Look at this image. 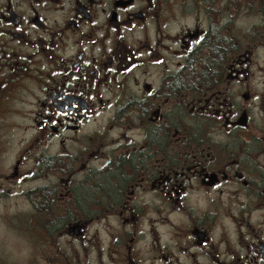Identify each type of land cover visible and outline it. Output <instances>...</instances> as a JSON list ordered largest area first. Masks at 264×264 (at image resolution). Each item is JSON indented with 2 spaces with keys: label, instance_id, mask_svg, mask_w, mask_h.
Returning a JSON list of instances; mask_svg holds the SVG:
<instances>
[{
  "label": "flooded vegetation",
  "instance_id": "af4514ba",
  "mask_svg": "<svg viewBox=\"0 0 264 264\" xmlns=\"http://www.w3.org/2000/svg\"><path fill=\"white\" fill-rule=\"evenodd\" d=\"M263 49L264 0H0L29 264H264Z\"/></svg>",
  "mask_w": 264,
  "mask_h": 264
},
{
  "label": "rangeland",
  "instance_id": "374dc122",
  "mask_svg": "<svg viewBox=\"0 0 264 264\" xmlns=\"http://www.w3.org/2000/svg\"><path fill=\"white\" fill-rule=\"evenodd\" d=\"M258 60L264 63V49L260 51ZM254 80H257L256 76ZM26 218L21 214L0 215V264H29L30 251L38 247L36 238L27 231L10 228Z\"/></svg>",
  "mask_w": 264,
  "mask_h": 264
}]
</instances>
